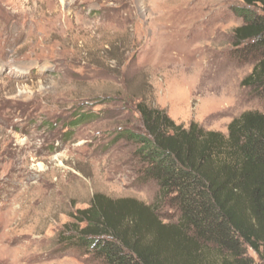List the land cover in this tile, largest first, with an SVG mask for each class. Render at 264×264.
Returning <instances> with one entry per match:
<instances>
[{
	"label": "rangeland",
	"instance_id": "rangeland-1",
	"mask_svg": "<svg viewBox=\"0 0 264 264\" xmlns=\"http://www.w3.org/2000/svg\"><path fill=\"white\" fill-rule=\"evenodd\" d=\"M242 6L0 0V264H102L64 242L95 194L178 221L159 187L138 181L136 146L116 139L143 133L139 102L225 135L244 112L264 113V96L242 85L253 65L233 45ZM79 115L90 120L76 126Z\"/></svg>",
	"mask_w": 264,
	"mask_h": 264
},
{
	"label": "trees",
	"instance_id": "trees-1",
	"mask_svg": "<svg viewBox=\"0 0 264 264\" xmlns=\"http://www.w3.org/2000/svg\"><path fill=\"white\" fill-rule=\"evenodd\" d=\"M242 4L232 40L236 58L253 65L242 85L264 96V0ZM136 111L143 133L124 130L116 140L136 146L138 181L155 183L178 221L165 223L155 206L133 198L95 194L65 244L102 264H210V254L220 264H264V113L244 112L225 135L178 125L145 102Z\"/></svg>",
	"mask_w": 264,
	"mask_h": 264
}]
</instances>
